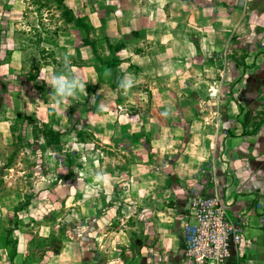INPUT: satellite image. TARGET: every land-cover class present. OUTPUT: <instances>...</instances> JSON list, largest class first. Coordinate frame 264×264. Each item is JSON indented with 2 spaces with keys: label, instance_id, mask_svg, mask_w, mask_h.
Returning a JSON list of instances; mask_svg holds the SVG:
<instances>
[{
  "label": "crops",
  "instance_id": "1",
  "mask_svg": "<svg viewBox=\"0 0 264 264\" xmlns=\"http://www.w3.org/2000/svg\"><path fill=\"white\" fill-rule=\"evenodd\" d=\"M2 1L1 136L12 137L14 118L47 123L51 110L93 133L88 163L72 180V201L79 204L70 215L72 230L53 241L57 246L31 243L37 229L14 232L16 253L8 264H190L182 257L188 198L208 185L242 219V242L231 244L224 264H264V53L258 52L264 0H64L93 27L88 37L56 1L48 7L30 0L34 23L21 19L26 0ZM49 10L50 22L42 17ZM117 43L120 49L109 47ZM227 45L222 77L219 56ZM27 50L36 51L32 77ZM241 51L245 76L234 85ZM62 52L85 91L60 109L49 77L62 72ZM103 68L113 78L101 80ZM126 77L132 80L127 93ZM71 133L73 145L83 147ZM114 140L126 146L107 145ZM52 230L45 224L38 233L48 240Z\"/></svg>",
  "mask_w": 264,
  "mask_h": 264
},
{
  "label": "rangeland",
  "instance_id": "2",
  "mask_svg": "<svg viewBox=\"0 0 264 264\" xmlns=\"http://www.w3.org/2000/svg\"><path fill=\"white\" fill-rule=\"evenodd\" d=\"M34 1L36 2L37 0ZM53 1L56 0H40L43 5L48 7L53 5ZM29 2L30 0H26V3H21L26 13H22L20 16L21 19L34 23L37 22L38 17L37 14L32 13L34 10L32 7H27L31 6ZM1 4H3L2 0H0ZM258 5L263 6L260 2ZM7 6L9 4L6 2L2 9L5 10ZM45 13L46 15H42V17H47L50 19L47 21L50 22L54 14L53 10ZM49 13L53 14L49 15ZM259 16L260 13L255 19L256 26L252 27L254 30L259 29ZM246 17H248L247 14L244 16L245 22H243L245 27L248 24ZM48 39H53L51 32ZM100 42L102 43L101 40ZM259 47L261 48L258 52L264 53V45ZM229 49H231L230 45H227L226 49L221 52V56H219L222 57L221 67L223 72L220 73L222 77L225 73ZM34 52L36 51L27 50L25 52L27 60H29L30 71L28 72V77H32L34 69L37 67L35 64H30L34 57ZM67 59H69V55L66 52H62L57 60L61 65V70L65 73L67 72ZM27 60L25 58V61ZM234 60L237 64L243 65L239 75L232 82L235 85L245 76L242 51L238 53L237 59ZM25 64L27 63L25 62ZM98 75L104 81L111 78V73L104 68L99 70ZM9 79L11 80V77ZM259 91V94L264 93V90L260 89ZM81 95L82 93H78L79 97ZM72 100L74 99H69L68 101ZM63 106H65L64 102L60 103L59 108L62 109ZM259 111H261L260 107L257 111L258 114H260ZM48 112L47 123L38 122L36 119L26 121L24 117H16L10 124L12 137L10 133L9 137L4 140L0 134V264H8L11 261V255L16 249L18 242V240L14 239V232L21 234L27 229H37L35 236L30 238L31 243L41 246L49 242L51 246H57L53 241H60L61 237H67L65 235L66 229L72 230L73 220L70 215L79 207L78 203L72 201L74 200L72 199V180L76 178V169L82 166V163H88L89 149L87 143L92 141L90 134L93 136V133H89L87 129L78 130L73 128L74 123L71 121L70 115L64 116V114H60L55 110ZM65 118L68 121H64ZM72 129H75L76 138L84 142L83 147L73 145ZM58 136H60L59 143H55L54 141ZM104 145L105 143L101 141L100 147L103 148ZM107 145L114 147L119 145L121 147L126 146L125 144H120L119 140L111 141ZM39 148L40 150L38 151ZM74 148L79 149L77 154L73 152ZM107 157L108 159H115V161L121 160V157L116 155L114 156L115 158H112L113 156L111 155ZM123 157L132 159L135 154H130L129 156L123 154ZM99 158L101 161L105 160L102 154H99ZM69 165L74 175L71 178H63L61 175L67 173ZM66 180L67 182L65 183ZM61 183H64L62 188H58L55 191L56 185ZM11 194L13 197H11ZM45 224L51 225L53 229L51 237L46 238L48 240L40 237L38 233ZM18 236L23 240V235Z\"/></svg>",
  "mask_w": 264,
  "mask_h": 264
},
{
  "label": "built area",
  "instance_id": "3",
  "mask_svg": "<svg viewBox=\"0 0 264 264\" xmlns=\"http://www.w3.org/2000/svg\"><path fill=\"white\" fill-rule=\"evenodd\" d=\"M242 219L231 216L214 189L193 190L188 198L182 257L190 264H224L231 244L242 242Z\"/></svg>",
  "mask_w": 264,
  "mask_h": 264
},
{
  "label": "clouds",
  "instance_id": "4",
  "mask_svg": "<svg viewBox=\"0 0 264 264\" xmlns=\"http://www.w3.org/2000/svg\"><path fill=\"white\" fill-rule=\"evenodd\" d=\"M51 84L49 85L53 92L50 94L57 101V103L68 101L69 99H78V93L85 91V83L79 76L71 73L70 69L65 73L61 72L59 75L49 77ZM132 85V80L125 78L121 87L124 88L125 93Z\"/></svg>",
  "mask_w": 264,
  "mask_h": 264
},
{
  "label": "trees",
  "instance_id": "5",
  "mask_svg": "<svg viewBox=\"0 0 264 264\" xmlns=\"http://www.w3.org/2000/svg\"><path fill=\"white\" fill-rule=\"evenodd\" d=\"M56 3H57L58 8L61 9V12L64 15H67L68 20L73 21L75 23V25L77 27H79L80 29H82L83 32L85 33V35L88 37L90 31L93 30V27L88 23L86 17L75 15L73 13V10L65 5L64 0H56ZM87 37H85V36L83 37V43L84 44L88 43V41H86ZM109 47L111 49H113L114 51H116V50L120 49L121 44L109 45ZM109 65H111V64H108V66ZM111 78H113V76H111ZM70 110H72V107L70 108ZM258 127H259V125H256L255 128L251 131V133H255L256 130L258 129ZM59 137L60 136H58L55 139V141H54L55 143H59ZM68 161L70 162V160H68ZM67 170H68L67 173L61 175L63 178H71L74 175V172H73L72 168L70 167V165L67 167ZM15 253H16V249H14V251L11 255V258Z\"/></svg>",
  "mask_w": 264,
  "mask_h": 264
}]
</instances>
